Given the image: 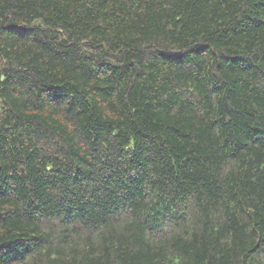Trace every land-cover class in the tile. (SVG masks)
<instances>
[{
  "label": "trees",
  "instance_id": "trees-1",
  "mask_svg": "<svg viewBox=\"0 0 264 264\" xmlns=\"http://www.w3.org/2000/svg\"><path fill=\"white\" fill-rule=\"evenodd\" d=\"M0 264H264V0H0Z\"/></svg>",
  "mask_w": 264,
  "mask_h": 264
}]
</instances>
